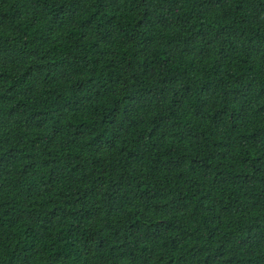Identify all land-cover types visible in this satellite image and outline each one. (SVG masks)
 <instances>
[{
  "label": "trees",
  "instance_id": "1",
  "mask_svg": "<svg viewBox=\"0 0 264 264\" xmlns=\"http://www.w3.org/2000/svg\"><path fill=\"white\" fill-rule=\"evenodd\" d=\"M0 264H264V0H0Z\"/></svg>",
  "mask_w": 264,
  "mask_h": 264
}]
</instances>
